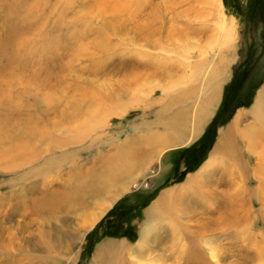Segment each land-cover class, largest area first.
<instances>
[{
	"label": "rangeland",
	"instance_id": "374dc122",
	"mask_svg": "<svg viewBox=\"0 0 264 264\" xmlns=\"http://www.w3.org/2000/svg\"><path fill=\"white\" fill-rule=\"evenodd\" d=\"M38 6L33 17L42 43L36 37V55L19 67L0 66V264H94L106 239L127 240L131 246L139 241L147 209L165 191L200 179L218 180L205 185L217 198L226 190L228 196L242 190L237 179L219 173L230 163L224 155L212 167L205 162L222 130L242 113L241 128L255 121L247 112L264 93V0H45ZM222 19L234 24L232 43L223 40ZM216 82L221 99L200 137L190 141L197 104ZM174 120L183 127L175 128ZM254 124L264 135V124ZM156 132L167 134L175 146L150 148L137 166L132 141ZM236 143L254 167L245 143ZM134 162L133 172L126 173ZM226 181L234 185L224 186ZM96 183L107 186L96 203L113 195L116 186L124 190L94 229L85 227L86 216L100 212L102 203L85 210L57 209L55 215L39 211L37 201L45 195L82 198L80 190ZM204 203L191 197L193 211L184 214L189 216L185 224L195 225ZM236 221L224 235L212 226L207 234L228 261L253 264V250L240 240L244 223ZM169 222L157 227L165 224L172 232ZM253 230H262L261 220Z\"/></svg>",
	"mask_w": 264,
	"mask_h": 264
},
{
	"label": "bare ground",
	"instance_id": "6f19581e",
	"mask_svg": "<svg viewBox=\"0 0 264 264\" xmlns=\"http://www.w3.org/2000/svg\"><path fill=\"white\" fill-rule=\"evenodd\" d=\"M44 2L45 0H0V9L4 10L0 11V66H2L3 68L18 66V63L20 61L30 59L32 60V58L36 55V53L34 55V51L36 52V50L33 49V45L35 43L38 44L39 41L40 43L42 42L41 38L36 34L38 33V27L35 31V27L37 26V24L33 15L35 11L37 12V14L39 13L38 11L40 7L38 5H42ZM24 5L27 6L25 8V12H22L23 7H25ZM1 6L3 7V9ZM6 12H11L12 14L8 15ZM223 20L224 19H222V24L219 26L221 28V31L223 32V40L227 42L226 39L228 38L227 40L229 41V43H232L233 40H235L234 24L230 22L228 23V25H226L227 22L225 20L223 22ZM41 23L39 25H41ZM13 24L16 26H11ZM48 30L49 29L47 28V32L45 31L44 33H48ZM8 33L12 34L14 38H8ZM41 35H43V38L44 34L42 33ZM46 36L48 37L47 34ZM36 37H39V41ZM43 39L42 40L45 41V37ZM35 46L37 47V45ZM143 50H145V48ZM8 54H11V56L7 61L2 59L3 56ZM222 68L223 61L219 62L216 70L218 71ZM219 86L220 83L216 82L213 86H211L209 92L205 94L203 92V99L198 103L199 105L197 104V112L196 114H194V129L192 130V137L190 141H194L199 135H201L205 128V126H203V123H205L207 117L211 115L213 106L215 105L217 100V103H219L221 99V96H218ZM262 95H264V93L261 94L256 105L251 110H249V112H247V114H252V118H254L253 121H255L250 122L249 124L244 127L242 126L241 128L240 116L242 114H246V112L242 113L239 118H236L235 122L232 125H230L226 130H222L220 141L216 144L211 158L207 162H205V166L207 165V167H212V163H216L218 161V157H222V155H224L230 163L225 167L220 168L219 173L229 174L232 180L237 179V185H241L242 190L239 191V189H235L229 196L226 192L228 190H226L225 192H222V194L220 193L221 196L217 198L214 196L215 191L212 193V195L211 193L206 191L205 185L208 183V181L211 185H216V182H218V180L202 181L201 179L198 181H187L179 186H176L175 188H172L171 190H167L164 192V194L161 195V199L159 197L147 209V220L143 225L142 230L140 231L141 234L139 241L135 243L134 246H131L129 244L130 242L127 240L115 241L106 239L103 245H99V247L97 248V257H95L94 259V264H110V261L112 262V259L114 260V258H116L115 260H117L118 257L120 258L114 264H145L143 260L157 261V263L159 264H243L242 262L235 263L234 261H228V257H226L225 253L221 251V253H219V248L211 243L212 239L207 234L212 226L215 227V229L220 230V235H224L229 230V228L232 227H230V225L236 220H238V222L236 221V223H241V225L242 222L244 223V228L242 234L240 235V240H242V242L244 241L246 247L248 246L253 250V264H264V135H258V126L254 124H257V121L260 125L264 124ZM173 122L177 123V126L175 128L183 127V122L178 123L176 120H174ZM168 132V130L165 131V133ZM165 133L160 135L161 133L156 132L155 135L153 134L152 137H148V139L145 141L141 140V136H138L140 139H134V141H132L133 145H131L134 149L133 157L131 156L132 162L135 159H140L137 163V166H139L141 164L140 162H143V160L147 157L146 152L154 146L168 147L173 144L175 146V143L168 140L166 136L167 134ZM174 134L177 137L179 135L178 132H174ZM239 140L245 143V149L247 150L248 154H251V159L252 157L255 158L256 163L254 167L251 166V163L249 161L245 160V153H243V150L241 152L238 149L236 142ZM184 143H186V141H183L182 144ZM134 155L136 158L134 157ZM124 164L122 163V165ZM131 164L133 166L131 165V169L129 168L126 173H132L133 169L136 167L135 162ZM207 169L208 168H206V170ZM200 174L202 176L204 172H201ZM118 177L121 176L114 177L116 181ZM131 177H133V175H131ZM252 182L257 183V186L255 188L248 187V184ZM124 183L125 181L121 180L120 184L123 185ZM229 183L231 185H234L233 181H226L224 183V186H229ZM48 185H50V183L46 184L45 187ZM100 185L101 184L96 183L94 185L96 187L93 189L91 187H88L85 190H80L81 192L78 195L82 198H71V194H67L68 196L60 198L57 194H55L58 197L56 196L54 200L52 198L49 199L50 196L45 195L48 198L43 197L41 200L37 201L40 204V206H38L39 211L40 209L41 211L43 209V211L45 210L46 213L55 215L54 211H56L57 209L58 211H61V209H63L65 212H69L72 210L76 211V209L85 210L87 209V207L89 209L92 205L102 203L103 205L101 211L96 213L93 217L83 215L87 218V224L85 227L94 229L98 225V222L101 220L106 211L112 206L113 203L115 204V199L120 195L119 190H124V187H122V185L120 187L116 186V189L115 187L114 189L117 191L112 192L113 195L110 194L109 197L106 198L103 202L96 203V198L102 194L103 190L107 189V186L103 185L100 187ZM76 190L74 189V191ZM44 191L46 192V190ZM196 191L198 192V194L194 195L193 193H195ZM216 191L218 192V189H216ZM251 193L254 194V197L252 198L250 197ZM107 194H109L108 191L106 192V195ZM85 195L86 197L84 199ZM191 197H196V199L199 198L203 202H205L204 206L202 205L205 208L204 212L201 213L200 217L197 220L198 222L196 221L195 225L184 223L185 219L189 218V216L187 218H184V214L188 215V213H190V210H192V208L189 206ZM192 201L194 202V200ZM255 201L259 206L258 209L257 207L254 208ZM67 202L69 204L68 206ZM35 204L37 203H34V205ZM66 206L68 209H66ZM234 206H236V211L234 210ZM223 211L224 214H222ZM216 212L218 213V216H214ZM236 212L237 215L235 214ZM212 216L214 217L212 218ZM231 217H234L235 220H231ZM167 220L170 221V227L173 229L172 232L166 231L165 224H167ZM260 220L262 223V230L254 231L253 227L259 225ZM155 221L156 225H153V222ZM164 222V225H160L157 227L158 224ZM128 246L130 247L129 252H133H127ZM77 255L78 251L76 253V257L72 255V257L69 259V262L75 261ZM125 255L128 257H125ZM220 256H222L223 259H220ZM247 257L249 258V256ZM103 258H106L105 261H103Z\"/></svg>",
	"mask_w": 264,
	"mask_h": 264
}]
</instances>
